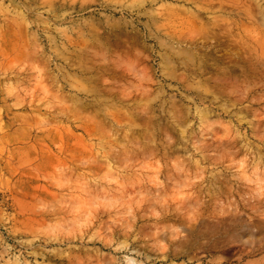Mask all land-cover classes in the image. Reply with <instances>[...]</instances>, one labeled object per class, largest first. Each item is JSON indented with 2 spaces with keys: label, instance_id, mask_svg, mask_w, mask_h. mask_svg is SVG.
Listing matches in <instances>:
<instances>
[{
  "label": "rangeland",
  "instance_id": "374dc122",
  "mask_svg": "<svg viewBox=\"0 0 264 264\" xmlns=\"http://www.w3.org/2000/svg\"><path fill=\"white\" fill-rule=\"evenodd\" d=\"M0 264H264V0H0Z\"/></svg>",
  "mask_w": 264,
  "mask_h": 264
}]
</instances>
